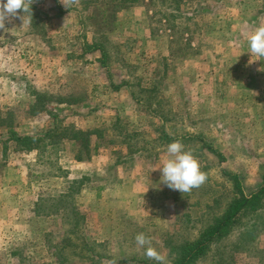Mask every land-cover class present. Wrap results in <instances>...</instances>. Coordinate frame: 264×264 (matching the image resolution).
<instances>
[{
  "label": "rangeland",
  "instance_id": "rangeland-1",
  "mask_svg": "<svg viewBox=\"0 0 264 264\" xmlns=\"http://www.w3.org/2000/svg\"><path fill=\"white\" fill-rule=\"evenodd\" d=\"M32 5L31 23L0 29V264H56L66 236L72 264H157L138 233L172 264L168 245L199 237L237 195L232 174L247 195L263 184L264 57L248 38L264 26V0H186L181 12L201 7L193 21H165L160 1ZM51 129L37 149L12 139ZM96 129L88 158L69 137ZM175 140L208 174L183 194L157 169ZM70 186L67 208L38 213ZM242 219L196 264H264V210Z\"/></svg>",
  "mask_w": 264,
  "mask_h": 264
},
{
  "label": "trees",
  "instance_id": "trees-1",
  "mask_svg": "<svg viewBox=\"0 0 264 264\" xmlns=\"http://www.w3.org/2000/svg\"><path fill=\"white\" fill-rule=\"evenodd\" d=\"M130 1L131 4L135 3H142L144 4L148 10L152 11L153 7H155L156 3L160 1L163 3L166 8L163 10V19L165 21H170L173 18L183 16L186 20H194L197 16V12L201 9V7L195 8L191 14L190 12H181L180 5L186 3V0H148L149 2H145L146 0H121V2H128ZM34 9V6H31ZM126 8V7H125ZM154 12V11H153ZM157 12V11H155ZM152 17V15L150 16ZM195 24V22H193ZM181 42V41H179ZM176 42V43H179ZM101 49L100 45L91 46V51ZM119 86V85H117ZM68 129H65L67 133ZM52 129L46 132L44 135H21L16 131L12 132L13 138L20 148L25 150H32L37 149L40 147V142L46 140L47 138H51L53 136ZM100 133V130H92V131H75L73 134L70 135V139L74 141H81V145L83 146V150L86 151V156L89 158L91 157V143L90 137L93 134ZM170 140V136L164 135ZM212 151L216 152L212 145H206ZM98 145H95L93 152H97ZM77 159L81 161L83 159V155H78ZM232 178L236 180V187H237V195L230 199L228 205L223 209V212L220 216L215 217L214 221H212L203 231L200 232L199 237L196 239H186L181 241L180 243H176L175 245H168V260L172 262V264H196L202 257L207 255L214 247L217 246V243L222 241L223 239L228 238L233 233L234 229H236L240 224H243L242 216L246 212H253L257 214H261L264 210V181L261 187L252 192L250 195L245 194L243 190L242 183L239 180L238 174H232ZM73 186H70V189ZM78 191V190H77ZM74 192L73 189L67 191L66 193L60 194L56 198L49 199L53 201L52 204L48 203L45 208H41L38 206V213L43 215H49L53 210L57 212L60 208H67L68 203L72 201L71 194ZM47 200V201H49ZM46 201V202H47ZM42 203V200L40 201ZM44 205V204H42ZM37 206V205H36ZM70 211L79 214L76 210L77 208L75 205H70ZM37 210V207H36ZM253 225V224H252ZM255 225L257 226L258 223ZM254 225V226H255ZM71 238L69 236L64 237L62 239L60 245L62 248L60 249L59 245L55 249V257H56V264H72L69 259L64 255L63 251L66 250L68 246L72 245L70 241ZM63 250V251H62ZM91 250V249H90ZM92 251V250H91ZM16 255V253H13Z\"/></svg>",
  "mask_w": 264,
  "mask_h": 264
},
{
  "label": "clouds",
  "instance_id": "clouds-1",
  "mask_svg": "<svg viewBox=\"0 0 264 264\" xmlns=\"http://www.w3.org/2000/svg\"><path fill=\"white\" fill-rule=\"evenodd\" d=\"M78 2L79 0H69L70 4ZM33 3L34 0H0V29L15 18L22 20L23 24L31 23ZM248 43L251 55L264 57V26L255 29L249 36ZM157 169L161 171L162 183L170 190L182 194L201 187L208 179V174L201 170L198 158L190 150L186 151L179 140L167 145L166 159L162 167ZM135 241L137 246L145 249L144 255L148 259L156 261L157 264H168L166 256L153 246L151 237L138 233ZM112 264L116 262L113 261Z\"/></svg>",
  "mask_w": 264,
  "mask_h": 264
},
{
  "label": "crops",
  "instance_id": "crops-1",
  "mask_svg": "<svg viewBox=\"0 0 264 264\" xmlns=\"http://www.w3.org/2000/svg\"><path fill=\"white\" fill-rule=\"evenodd\" d=\"M119 85H120V88L122 89V90H127L131 95H133L134 97H135V89H134V87H133V82H130L129 81V79H123L120 83H118ZM141 192H143V191H141V188L139 189V191H138V194L139 195H141L142 193ZM116 208H125V210H128V211H126V212H128V214H131V212H130V210L133 208V207H129L128 205H119L118 207H116ZM138 209V208H137ZM4 222H0V224L3 226L4 224H3ZM0 225V226H1ZM136 260H134V261H132L130 264H142V263H139V262H135Z\"/></svg>",
  "mask_w": 264,
  "mask_h": 264
}]
</instances>
